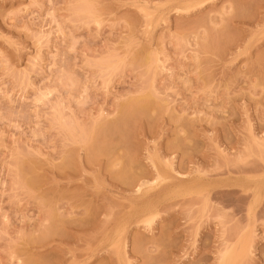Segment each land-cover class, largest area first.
Here are the masks:
<instances>
[{"label": "rangeland", "instance_id": "rangeland-1", "mask_svg": "<svg viewBox=\"0 0 264 264\" xmlns=\"http://www.w3.org/2000/svg\"><path fill=\"white\" fill-rule=\"evenodd\" d=\"M0 264H264V0H0Z\"/></svg>", "mask_w": 264, "mask_h": 264}, {"label": "bare ground", "instance_id": "bare-ground-1", "mask_svg": "<svg viewBox=\"0 0 264 264\" xmlns=\"http://www.w3.org/2000/svg\"><path fill=\"white\" fill-rule=\"evenodd\" d=\"M147 184V183H146ZM145 185V184H144ZM227 260H228V257H227ZM229 261V260H228Z\"/></svg>", "mask_w": 264, "mask_h": 264}]
</instances>
